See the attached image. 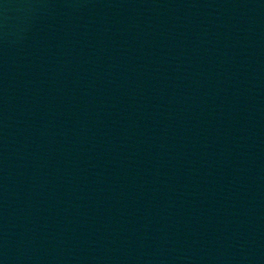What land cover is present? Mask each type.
Listing matches in <instances>:
<instances>
[{"label":"water","instance_id":"95a60500","mask_svg":"<svg viewBox=\"0 0 264 264\" xmlns=\"http://www.w3.org/2000/svg\"><path fill=\"white\" fill-rule=\"evenodd\" d=\"M103 0H0V219L69 89Z\"/></svg>","mask_w":264,"mask_h":264}]
</instances>
